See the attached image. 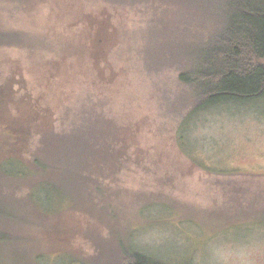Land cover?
Instances as JSON below:
<instances>
[{
	"label": "rangeland",
	"instance_id": "1",
	"mask_svg": "<svg viewBox=\"0 0 264 264\" xmlns=\"http://www.w3.org/2000/svg\"><path fill=\"white\" fill-rule=\"evenodd\" d=\"M107 8L112 26L100 49L86 19ZM149 13L90 0H0V35L24 38L0 43V264H91L125 239L168 264H264V99L188 117L178 74L146 60V26L163 8L151 10V23ZM16 101L37 107L24 125L5 112ZM72 112L88 119L79 128L106 131L115 158L98 154L84 181L46 146L51 166L39 183L32 136L69 134ZM16 147L23 162L10 155ZM92 156L85 152L83 167ZM37 188L50 193L49 219L32 214Z\"/></svg>",
	"mask_w": 264,
	"mask_h": 264
},
{
	"label": "trees",
	"instance_id": "2",
	"mask_svg": "<svg viewBox=\"0 0 264 264\" xmlns=\"http://www.w3.org/2000/svg\"><path fill=\"white\" fill-rule=\"evenodd\" d=\"M90 1L115 9L117 6L129 5V8L149 10L150 23L154 19L151 17V10L163 8V14L158 15L157 20L146 26L150 40L148 46H151L146 60L151 63L153 69H171L178 74L182 91L186 95L185 102L189 104L184 108H190L188 117L198 116L217 107L238 106L264 99V0ZM106 10L98 17L88 16L86 19L90 20L89 24L94 30L90 32L91 41L100 49L109 41L108 31L112 26L111 13L108 8ZM0 43L21 45L24 38L19 33H9L8 39L0 35ZM17 102L21 103L13 102L12 107H5V112L14 109L12 114L16 113L17 119L12 120L13 123L24 125L29 119L28 115L37 110V107L32 105V108H25V105L21 106ZM2 110L4 112V109ZM10 119L11 115H8V123L12 124ZM83 119L87 118L76 116V113L72 112L70 122L73 128L65 136L56 137L51 131L39 132L32 136V171L42 176L37 182L47 184L46 175L51 164L46 146L58 149L61 158H68V161H62L65 168L75 169L79 173L81 171V179L86 172H97L92 164L98 162V154L111 155L109 150L114 143L107 144L106 131L99 128H79ZM36 120L37 116H32V132L36 130ZM22 125L19 130L15 128V134L19 137L24 135L20 130H26ZM94 131L99 135H94ZM41 133L43 137L39 142L34 141ZM88 150H92L97 156H92L89 163L83 167L82 158ZM20 151L22 149L16 147L10 155L22 161L18 155ZM117 163L120 165L121 160ZM70 177L77 178L72 174ZM53 188L59 195L66 196L59 182L56 188ZM49 194L40 188L32 193V214L38 219H49L48 216L52 212L49 210ZM91 264L168 263L137 251L131 239H125L119 240L114 246L104 245Z\"/></svg>",
	"mask_w": 264,
	"mask_h": 264
},
{
	"label": "bare ground",
	"instance_id": "3",
	"mask_svg": "<svg viewBox=\"0 0 264 264\" xmlns=\"http://www.w3.org/2000/svg\"><path fill=\"white\" fill-rule=\"evenodd\" d=\"M244 25V24H243ZM210 41V40H209ZM248 53V52H247ZM253 54V53H252ZM250 57V56H249Z\"/></svg>",
	"mask_w": 264,
	"mask_h": 264
}]
</instances>
